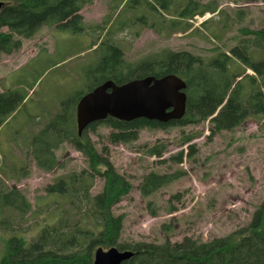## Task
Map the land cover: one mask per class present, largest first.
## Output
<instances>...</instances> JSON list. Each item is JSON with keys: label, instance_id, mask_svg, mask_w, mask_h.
I'll return each mask as SVG.
<instances>
[{"label": "rangeland", "instance_id": "obj_1", "mask_svg": "<svg viewBox=\"0 0 264 264\" xmlns=\"http://www.w3.org/2000/svg\"><path fill=\"white\" fill-rule=\"evenodd\" d=\"M151 3L155 9L135 0H85L80 32L43 26L30 39H20L18 50L0 54V93L21 99L0 127V258L11 237L31 243L44 231L48 239L64 241L93 225L84 219L104 180L64 132L76 131L74 96L88 92L98 77L90 72L113 56L109 46L120 50L124 74L132 78L142 74V64L151 63L157 71L170 53L199 58L212 76L219 71L208 65L224 53L231 56L234 48L253 62L264 60V43L248 33L264 29L263 0H170L167 10ZM184 7L189 16H180ZM245 69L236 59L225 63L234 85L241 78L233 75L245 71L264 96V76ZM249 85L245 77L239 101L251 91ZM110 133L99 125L86 136L131 185L111 208L113 216L123 218L119 246L210 242L246 227L264 200V119L258 115L217 133H211L209 119L195 118L183 126L143 129L136 141L125 144H111ZM153 147L164 148L161 156L149 153ZM51 160L50 170L39 166ZM150 173L178 177L143 196L140 184ZM59 181L65 193L47 192ZM11 192L25 200L21 207L19 201L4 204L8 200L2 196Z\"/></svg>", "mask_w": 264, "mask_h": 264}, {"label": "trees", "instance_id": "obj_2", "mask_svg": "<svg viewBox=\"0 0 264 264\" xmlns=\"http://www.w3.org/2000/svg\"><path fill=\"white\" fill-rule=\"evenodd\" d=\"M0 1L4 4L0 10V28L6 27L9 30L8 33L0 32V54L10 55L18 50L21 46L20 39H30L43 26L54 25L73 32L82 30V16L79 12L85 0ZM188 1L191 3V0ZM135 2L155 9L151 3L154 2L158 8L167 10L170 0H135ZM189 11V7H184L180 16H189ZM248 33L254 35L257 41L264 43V29ZM15 37L17 39H14ZM109 49L113 56L103 58L90 72L93 75L97 74L98 77L87 88L88 91L106 80H112L119 85L133 79L124 74L120 50L114 46H109ZM229 53L231 56L224 53L222 60L216 58L208 65L219 71L215 73V76L201 68L202 63L199 58L186 52L168 54L165 60L156 62L159 63L157 71L151 63L139 66L142 74L134 78L145 76L158 78L174 74L184 80L187 98L186 112L178 121L161 124L145 119L123 122L107 118L89 125L81 136L77 135V131L68 133L65 130L64 134L70 139L74 149L87 159L91 171L104 180L102 191L90 199V213L84 219L89 220L93 225L90 228L87 226V229L83 231L72 232V235L64 241L48 239L44 231L36 241L31 243H27L23 238L11 237L6 242L0 264H93V251L98 247L105 250L116 247L120 251L133 252V256L122 264H264V200L256 208L246 227L210 242L200 243L185 239L180 243H170L166 240L163 245L119 246L117 241L123 218L113 216L111 208L128 194L131 185L116 173L108 160L98 154L86 136V131H94L96 126L103 125L111 129L108 135L111 144H125L136 141L139 131L143 129L183 126L193 123L194 118L209 119L211 133L233 129L242 124L249 114L258 115L264 119V96L255 78L245 75V71L237 73L233 77L241 79L234 85V80L227 78L225 70V63L236 59L244 65L245 70H252L256 75L264 76V60L253 62L238 48L232 49ZM179 66L183 68L184 73L179 71ZM189 73H192V76H189ZM245 77L250 82L251 91L241 102L239 101L242 93L241 81ZM232 85H234L233 88H231ZM228 92L230 93L227 96ZM81 96L82 94L74 96L76 104ZM20 102L21 99L16 93H0V127L15 112ZM69 103L63 105V112L66 111L65 106ZM163 151L164 148L153 147L149 153L161 156ZM177 161L180 162L181 157ZM39 166L50 170L53 160L47 166L41 164ZM177 177L178 175L150 173L140 184L141 194L149 196ZM66 190L63 181L47 187L49 193H65ZM2 199L8 200L4 204H10L9 206H15L18 201V207L25 203V200L21 199L16 192L3 195Z\"/></svg>", "mask_w": 264, "mask_h": 264}, {"label": "water", "instance_id": "obj_3", "mask_svg": "<svg viewBox=\"0 0 264 264\" xmlns=\"http://www.w3.org/2000/svg\"><path fill=\"white\" fill-rule=\"evenodd\" d=\"M0 1V10L3 7ZM186 83L174 74L133 78L123 84L106 80L83 94L75 108L77 135L89 125L113 118L130 122L145 119L166 124L182 119L186 112ZM133 256L116 247L93 251V264H122Z\"/></svg>", "mask_w": 264, "mask_h": 264}]
</instances>
